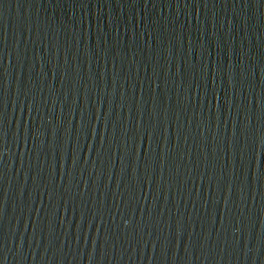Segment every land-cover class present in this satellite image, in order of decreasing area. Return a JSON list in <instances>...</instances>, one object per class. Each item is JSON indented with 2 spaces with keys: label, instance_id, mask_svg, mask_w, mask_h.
Returning <instances> with one entry per match:
<instances>
[{
  "label": "water",
  "instance_id": "obj_1",
  "mask_svg": "<svg viewBox=\"0 0 264 264\" xmlns=\"http://www.w3.org/2000/svg\"><path fill=\"white\" fill-rule=\"evenodd\" d=\"M0 264H264V0H0Z\"/></svg>",
  "mask_w": 264,
  "mask_h": 264
}]
</instances>
